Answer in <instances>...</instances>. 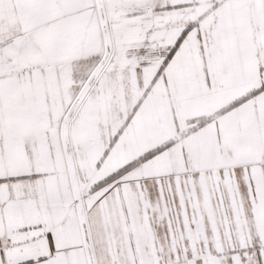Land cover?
<instances>
[{
    "label": "snow or ice",
    "instance_id": "snow-or-ice-1",
    "mask_svg": "<svg viewBox=\"0 0 264 264\" xmlns=\"http://www.w3.org/2000/svg\"><path fill=\"white\" fill-rule=\"evenodd\" d=\"M0 264H264V0H0Z\"/></svg>",
    "mask_w": 264,
    "mask_h": 264
}]
</instances>
